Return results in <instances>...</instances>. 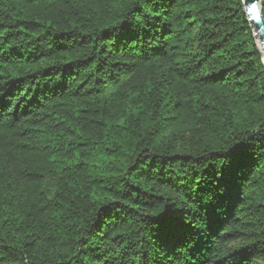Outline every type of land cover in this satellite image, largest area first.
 <instances>
[{
  "label": "trees",
  "instance_id": "1",
  "mask_svg": "<svg viewBox=\"0 0 264 264\" xmlns=\"http://www.w3.org/2000/svg\"><path fill=\"white\" fill-rule=\"evenodd\" d=\"M173 260L264 264L243 0H0V264Z\"/></svg>",
  "mask_w": 264,
  "mask_h": 264
},
{
  "label": "water",
  "instance_id": "2",
  "mask_svg": "<svg viewBox=\"0 0 264 264\" xmlns=\"http://www.w3.org/2000/svg\"><path fill=\"white\" fill-rule=\"evenodd\" d=\"M261 2L262 0H243V6L256 45L263 56L264 63V17L262 15Z\"/></svg>",
  "mask_w": 264,
  "mask_h": 264
},
{
  "label": "snow or ice",
  "instance_id": "3",
  "mask_svg": "<svg viewBox=\"0 0 264 264\" xmlns=\"http://www.w3.org/2000/svg\"><path fill=\"white\" fill-rule=\"evenodd\" d=\"M203 192L206 193L207 190H202ZM196 198L192 200L193 205H203L204 203V195H202L201 193H196ZM193 212H196L198 214V210L197 208H193L192 209ZM175 213H172L170 210L169 211H165L163 213V215L160 216L159 220L156 221L157 223H159L161 225V229H164L166 226H168L174 219H175ZM188 227H191L192 225L189 224L187 225ZM173 252H175V248H173L171 250V252H169V255H171ZM170 264H175V261H170Z\"/></svg>",
  "mask_w": 264,
  "mask_h": 264
}]
</instances>
